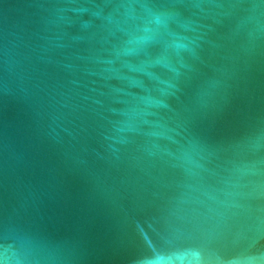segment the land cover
<instances>
[{"label": "water", "instance_id": "obj_1", "mask_svg": "<svg viewBox=\"0 0 264 264\" xmlns=\"http://www.w3.org/2000/svg\"><path fill=\"white\" fill-rule=\"evenodd\" d=\"M0 264H264V0H0Z\"/></svg>", "mask_w": 264, "mask_h": 264}]
</instances>
